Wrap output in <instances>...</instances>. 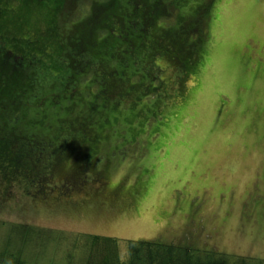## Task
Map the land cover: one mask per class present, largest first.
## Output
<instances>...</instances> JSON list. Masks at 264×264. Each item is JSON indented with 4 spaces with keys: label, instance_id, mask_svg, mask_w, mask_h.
I'll list each match as a JSON object with an SVG mask.
<instances>
[{
    "label": "rangeland",
    "instance_id": "obj_1",
    "mask_svg": "<svg viewBox=\"0 0 264 264\" xmlns=\"http://www.w3.org/2000/svg\"><path fill=\"white\" fill-rule=\"evenodd\" d=\"M203 2L193 31L204 37L195 70L181 75L160 55L140 70L145 77L156 70L160 78L155 95L136 101L135 110L147 114L143 106L149 105L157 113L146 125L132 124L135 136L121 125L112 127L120 137L107 131L98 153L109 162L106 173L85 146L48 169L41 183L46 195L30 196L41 191L21 184L10 189L16 195L10 201L0 196L1 248L11 236L9 249L20 243L9 224L28 222L64 230L69 238L117 237L123 251L129 239L158 238L264 257V0H190L183 9ZM172 17L159 22L169 25ZM133 101L128 94L120 98L123 114ZM94 122L91 117V127ZM87 156L91 178L63 193L64 184L74 185L66 176L70 164ZM68 243L52 249L55 257ZM36 257L46 264L48 249Z\"/></svg>",
    "mask_w": 264,
    "mask_h": 264
},
{
    "label": "trees",
    "instance_id": "obj_2",
    "mask_svg": "<svg viewBox=\"0 0 264 264\" xmlns=\"http://www.w3.org/2000/svg\"><path fill=\"white\" fill-rule=\"evenodd\" d=\"M84 1L0 0V196L4 201L15 198L9 191L21 184L41 191L30 196L46 195L41 183H46L48 169L68 155L75 157L85 146L97 154L91 158L102 162L99 169L104 166L106 173L109 162L100 161L98 153L107 131L120 137L122 131L112 127L121 125L135 136L138 131L132 124L137 120L146 125L148 117L157 113L149 105L143 106L147 114L135 110L136 101L155 95L160 78L156 70L148 69L146 77L140 70H147L159 55L181 75L200 63L204 37L197 32L193 36V31L205 1L190 6L192 11L183 9L190 0H92L88 8ZM171 15L169 25L159 22ZM127 94L134 101L125 115L120 98ZM91 158L70 164L71 174L66 176L74 185L64 184L63 193L91 178ZM105 173L94 174L107 179ZM1 189L6 192L1 194ZM9 227L20 243L9 249V237L0 247V264H37L34 259L44 249L50 255L46 264L60 259L62 264H264V257L158 238L129 239L123 251L113 236L81 233L69 238L64 230L28 222ZM64 240H69L64 253L55 257L52 249Z\"/></svg>",
    "mask_w": 264,
    "mask_h": 264
}]
</instances>
